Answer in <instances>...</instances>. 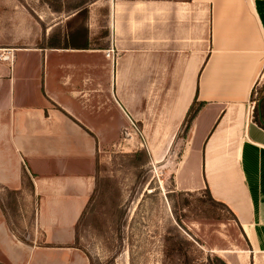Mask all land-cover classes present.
<instances>
[{
	"label": "crops",
	"instance_id": "obj_1",
	"mask_svg": "<svg viewBox=\"0 0 264 264\" xmlns=\"http://www.w3.org/2000/svg\"><path fill=\"white\" fill-rule=\"evenodd\" d=\"M258 5L97 0L89 46L14 48L0 59V264H92L78 225L99 163L120 147L171 164L177 190L208 188L247 244L227 263L264 264V129L247 117L264 77ZM6 192L33 199L34 217L21 214L30 239L11 227Z\"/></svg>",
	"mask_w": 264,
	"mask_h": 264
},
{
	"label": "rangeland",
	"instance_id": "obj_2",
	"mask_svg": "<svg viewBox=\"0 0 264 264\" xmlns=\"http://www.w3.org/2000/svg\"><path fill=\"white\" fill-rule=\"evenodd\" d=\"M82 1L0 0V59L8 62L12 49L38 45L40 36L66 21ZM257 1L264 19V0ZM255 89L248 102V120L255 100L264 93V77ZM146 154L120 147L98 165L96 188L76 240L92 264H165L168 246L180 239L182 252L195 264L206 261L208 254L225 262L244 257L247 244L234 218L225 209L215 211L204 194L177 190L172 165L149 163ZM4 200L11 227L21 238L30 239L21 214L34 217L33 199L6 192ZM167 261L182 264L177 253Z\"/></svg>",
	"mask_w": 264,
	"mask_h": 264
},
{
	"label": "trees",
	"instance_id": "obj_3",
	"mask_svg": "<svg viewBox=\"0 0 264 264\" xmlns=\"http://www.w3.org/2000/svg\"><path fill=\"white\" fill-rule=\"evenodd\" d=\"M93 1L97 0H84L82 1L78 6H76V11L70 15L66 21L65 24L58 23L55 26H53L48 34V36L45 37V34L41 40H39L38 45L42 48H84L89 46L88 41V34H89V17H90V8L89 4ZM104 16L105 18L108 17V9L107 7L104 8ZM107 34V31L102 32L101 36L104 37ZM255 87L252 91L251 98L253 99L255 94ZM264 93L261 91V97L258 100H255L256 104L254 106L253 111V120L264 129ZM195 103L192 104L190 107V110L188 112L187 118L185 120L184 124H187V127L189 128L190 123L194 119V117L197 115L199 108H195ZM146 154L145 150L140 151V153ZM148 154V153H147ZM146 154V155H147ZM149 159V155H148ZM148 159L146 162H148ZM24 180L26 181V184L32 186L31 180L27 172H24ZM185 192V191H184ZM189 195L198 196L200 194H204L202 197L207 196L208 199L211 201L212 205L216 208V210H226L229 213V216H232L234 219L236 218L234 213L231 211V209L222 201L216 200L210 190L208 188L194 191V192H187ZM202 197L199 198V201L202 199ZM175 238L169 237L168 240H171ZM180 239V238H178ZM177 239V240H178ZM183 241L180 239L178 241H173L172 247L168 246L166 250V261L165 264H174L175 262H168L167 259H170V257H173L176 253L178 256V259L182 261V264H195L194 259L191 257H188L185 253L182 252V243ZM178 251V252H176ZM185 258V260H182ZM196 264H227L222 258L215 256L211 257L209 254L206 257V261H203L201 263Z\"/></svg>",
	"mask_w": 264,
	"mask_h": 264
},
{
	"label": "built area",
	"instance_id": "obj_4",
	"mask_svg": "<svg viewBox=\"0 0 264 264\" xmlns=\"http://www.w3.org/2000/svg\"><path fill=\"white\" fill-rule=\"evenodd\" d=\"M114 52H115L114 48L111 47L110 49H108L107 56H111ZM252 118H253V116H252Z\"/></svg>",
	"mask_w": 264,
	"mask_h": 264
}]
</instances>
